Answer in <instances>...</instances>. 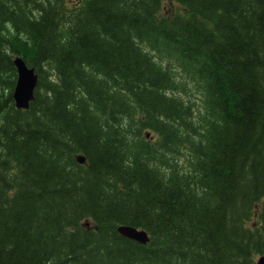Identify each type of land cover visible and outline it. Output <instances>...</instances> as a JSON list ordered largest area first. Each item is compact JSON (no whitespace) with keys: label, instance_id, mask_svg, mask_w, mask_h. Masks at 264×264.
<instances>
[{"label":"trees","instance_id":"1","mask_svg":"<svg viewBox=\"0 0 264 264\" xmlns=\"http://www.w3.org/2000/svg\"><path fill=\"white\" fill-rule=\"evenodd\" d=\"M260 255L264 0H0V264Z\"/></svg>","mask_w":264,"mask_h":264},{"label":"water","instance_id":"2","mask_svg":"<svg viewBox=\"0 0 264 264\" xmlns=\"http://www.w3.org/2000/svg\"><path fill=\"white\" fill-rule=\"evenodd\" d=\"M12 64L16 75L12 91L14 106L17 109H27L29 102L33 99V92L37 84V74H35L34 68L28 67L19 56L13 58ZM75 159L78 163H83L85 160L80 155L75 156ZM116 231L121 236L141 244L146 243L148 240L145 231L133 226L119 225ZM255 264H264V255L257 258Z\"/></svg>","mask_w":264,"mask_h":264},{"label":"rangeland","instance_id":"3","mask_svg":"<svg viewBox=\"0 0 264 264\" xmlns=\"http://www.w3.org/2000/svg\"><path fill=\"white\" fill-rule=\"evenodd\" d=\"M182 82L186 83L185 85V94H182V97L185 100H190L197 107L201 105V100L199 99V93L196 91L194 85L190 83L186 78H182Z\"/></svg>","mask_w":264,"mask_h":264},{"label":"bare ground","instance_id":"4","mask_svg":"<svg viewBox=\"0 0 264 264\" xmlns=\"http://www.w3.org/2000/svg\"><path fill=\"white\" fill-rule=\"evenodd\" d=\"M261 256V255H260ZM260 256H258L257 258H259Z\"/></svg>","mask_w":264,"mask_h":264}]
</instances>
